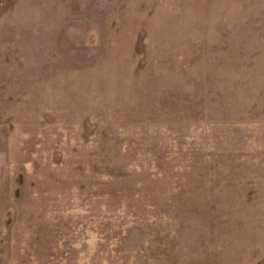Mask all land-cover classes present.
I'll return each instance as SVG.
<instances>
[{
    "label": "rangeland",
    "instance_id": "374dc122",
    "mask_svg": "<svg viewBox=\"0 0 264 264\" xmlns=\"http://www.w3.org/2000/svg\"><path fill=\"white\" fill-rule=\"evenodd\" d=\"M0 264H264V0H0Z\"/></svg>",
    "mask_w": 264,
    "mask_h": 264
}]
</instances>
